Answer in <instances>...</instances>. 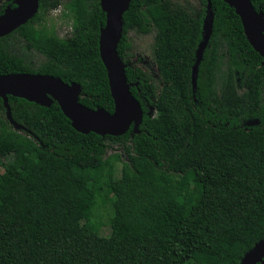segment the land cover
Instances as JSON below:
<instances>
[{"label": "trees", "instance_id": "1", "mask_svg": "<svg viewBox=\"0 0 264 264\" xmlns=\"http://www.w3.org/2000/svg\"><path fill=\"white\" fill-rule=\"evenodd\" d=\"M211 1L194 86L207 0H131L118 53L144 111L138 134H82L57 102L9 96L15 130L0 98V264H241L264 240V60L235 9ZM252 3L264 11V0ZM59 7L73 22L66 38L47 25ZM105 24L101 0H40L0 38V75L80 84L83 105L113 113ZM149 54L156 75L132 64ZM107 205L119 228L110 236L96 217Z\"/></svg>", "mask_w": 264, "mask_h": 264}, {"label": "water", "instance_id": "2", "mask_svg": "<svg viewBox=\"0 0 264 264\" xmlns=\"http://www.w3.org/2000/svg\"><path fill=\"white\" fill-rule=\"evenodd\" d=\"M240 17L245 35L256 52L264 60V11L257 10L252 0H224ZM40 0H15L16 7H8L0 15V38L9 35L32 20L39 11ZM131 0H101L106 13V24L99 38L101 60L107 70L110 90L114 100V111L103 108L90 109L81 103L82 86L68 84L49 75L17 73L0 75V98L3 100L8 121L15 130H22L12 117L9 96L49 108L57 102L74 128L82 133L91 132L100 136L120 137L130 129L139 133L144 111L139 100L132 94L126 74L127 65L118 53L122 39L124 15ZM214 28V12L211 0H207V13L203 22V38L196 51L192 72L195 86L199 66L208 47ZM264 66V61H263ZM241 264H264V240L258 242L242 259Z\"/></svg>", "mask_w": 264, "mask_h": 264}, {"label": "rangeland", "instance_id": "3", "mask_svg": "<svg viewBox=\"0 0 264 264\" xmlns=\"http://www.w3.org/2000/svg\"><path fill=\"white\" fill-rule=\"evenodd\" d=\"M6 0H0V7L1 4ZM62 7H59L56 10H53L50 13L48 18L47 25L48 27H52L56 35L61 38H66L71 35L72 32V19L71 18H62ZM141 47L146 48L147 50L150 49L151 39L149 38H140L138 40ZM149 51V50H148ZM133 65L140 66L141 68L148 69L151 71L153 75H156L157 68L153 61L150 58V54L147 56H137L133 59ZM113 150L121 152L122 149L118 147H114ZM116 176H120V166H118L116 171ZM118 179V178H117ZM96 217L98 221L102 223L101 225V234L104 236H110L111 234H115L119 231V228L116 223H112V210L110 206L106 207H99L96 213ZM175 264H183V260H177Z\"/></svg>", "mask_w": 264, "mask_h": 264}, {"label": "flooded vegetation", "instance_id": "4", "mask_svg": "<svg viewBox=\"0 0 264 264\" xmlns=\"http://www.w3.org/2000/svg\"><path fill=\"white\" fill-rule=\"evenodd\" d=\"M7 1H8V0L4 1V2L1 4V7H0V9H2V8H3V6H4V3H5V2H7ZM13 1H14V3H15V0H13ZM8 7H11V6H7V7H5V8H4V12H5V10H6ZM14 7H16V4H15V6H14ZM14 7H11V8H14ZM55 10H56V9H55ZM4 12H3V13H4ZM3 13H2V14H3ZM0 15H1V14H0Z\"/></svg>", "mask_w": 264, "mask_h": 264}]
</instances>
